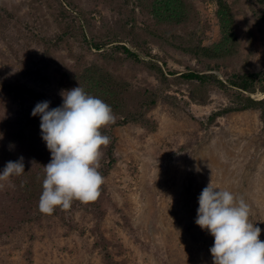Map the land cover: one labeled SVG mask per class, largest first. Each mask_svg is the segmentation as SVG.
Returning <instances> with one entry per match:
<instances>
[{
	"label": "rangeland",
	"instance_id": "obj_1",
	"mask_svg": "<svg viewBox=\"0 0 264 264\" xmlns=\"http://www.w3.org/2000/svg\"><path fill=\"white\" fill-rule=\"evenodd\" d=\"M245 74L253 92L233 85ZM78 86L114 116L103 184L42 213L51 154L31 111ZM262 99L264 0H0V170L25 165L0 180V264H212L195 223L210 181L264 241Z\"/></svg>",
	"mask_w": 264,
	"mask_h": 264
},
{
	"label": "clouds",
	"instance_id": "obj_2",
	"mask_svg": "<svg viewBox=\"0 0 264 264\" xmlns=\"http://www.w3.org/2000/svg\"><path fill=\"white\" fill-rule=\"evenodd\" d=\"M60 96L59 106L50 107L51 101L44 100L31 111L33 117L40 118L41 137L51 154L44 165L38 203L42 213L68 208L73 200L88 202L97 198L103 184L98 171L101 146L109 143L101 129L114 121L110 106L81 86L61 90ZM24 171L21 156L6 163L0 170V180ZM198 205L195 223L214 237L209 249L212 264H264L262 229L250 222V210L243 198L237 200L232 192L210 181L201 191Z\"/></svg>",
	"mask_w": 264,
	"mask_h": 264
},
{
	"label": "trees",
	"instance_id": "obj_3",
	"mask_svg": "<svg viewBox=\"0 0 264 264\" xmlns=\"http://www.w3.org/2000/svg\"><path fill=\"white\" fill-rule=\"evenodd\" d=\"M128 52L131 53L129 50H128ZM255 78H256V75H254V74L241 75L237 78V80H235L233 82V85L243 89L244 91H252L253 92L255 90V87H256ZM251 102L252 103L264 102V99H262L261 101L251 100Z\"/></svg>",
	"mask_w": 264,
	"mask_h": 264
}]
</instances>
